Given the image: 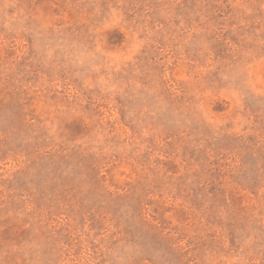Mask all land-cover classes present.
<instances>
[{
  "label": "rangeland",
  "instance_id": "rangeland-1",
  "mask_svg": "<svg viewBox=\"0 0 264 264\" xmlns=\"http://www.w3.org/2000/svg\"><path fill=\"white\" fill-rule=\"evenodd\" d=\"M0 264H264V0H0Z\"/></svg>",
  "mask_w": 264,
  "mask_h": 264
}]
</instances>
